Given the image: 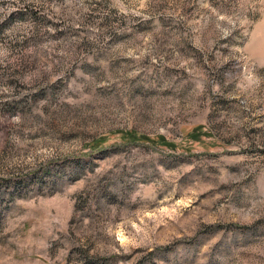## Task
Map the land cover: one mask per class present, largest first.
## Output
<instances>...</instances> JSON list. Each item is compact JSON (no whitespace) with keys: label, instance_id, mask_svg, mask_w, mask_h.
I'll use <instances>...</instances> for the list:
<instances>
[{"label":"rangeland","instance_id":"obj_1","mask_svg":"<svg viewBox=\"0 0 264 264\" xmlns=\"http://www.w3.org/2000/svg\"><path fill=\"white\" fill-rule=\"evenodd\" d=\"M0 264H264V0H0Z\"/></svg>","mask_w":264,"mask_h":264}]
</instances>
